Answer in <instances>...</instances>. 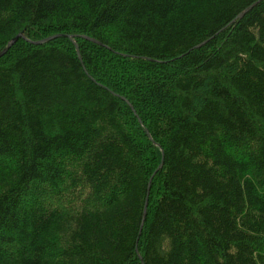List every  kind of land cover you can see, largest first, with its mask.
Segmentation results:
<instances>
[{
    "label": "trees",
    "instance_id": "obj_1",
    "mask_svg": "<svg viewBox=\"0 0 264 264\" xmlns=\"http://www.w3.org/2000/svg\"><path fill=\"white\" fill-rule=\"evenodd\" d=\"M19 34L0 264H264V0H0Z\"/></svg>",
    "mask_w": 264,
    "mask_h": 264
},
{
    "label": "water",
    "instance_id": "obj_2",
    "mask_svg": "<svg viewBox=\"0 0 264 264\" xmlns=\"http://www.w3.org/2000/svg\"><path fill=\"white\" fill-rule=\"evenodd\" d=\"M250 8H248L245 12H243L242 14H240V16L239 17H237L238 19L239 18H241L242 17V15L244 14V13H246L248 10H249ZM60 37H64V38H67V39H69V40H72V37L71 36H64V35H55V36H52V37H49V38H47V39H45V40H43V41H41V42H37V43H34V45H42V44H46V43H48V42H50V41H52V40H55V39H57V38H60ZM18 38H22V34H19L17 37H15V38H13L10 42H9V44H8V46L6 47V48H4L2 51H0V58H2L6 53H7V51L10 49V47L18 40ZM84 39H86V40H89V41H91V42H93V43H95V44H97L95 41H93L92 39H89V38H87V37H83ZM98 45H99V43H98ZM73 46H74V48H75V50H76V54H77V57L79 58V52H78V46H77V44L75 43V42H73ZM123 101H125L126 103H128L125 99H122ZM128 106L130 107V109L131 110H133V108L131 107V105L130 104H128ZM140 122V121H139ZM147 136H148V134H147ZM161 168V165L157 168L158 170ZM150 185V184H149ZM148 187H150V186H148ZM148 193H149V191L147 190V197H146V200H145V204H144V212H143V217H142V222H141V228H142V226H143V221H144V217H145V214H146V208H147V203H148Z\"/></svg>",
    "mask_w": 264,
    "mask_h": 264
},
{
    "label": "bare ground",
    "instance_id": "obj_3",
    "mask_svg": "<svg viewBox=\"0 0 264 264\" xmlns=\"http://www.w3.org/2000/svg\"><path fill=\"white\" fill-rule=\"evenodd\" d=\"M18 36V35H17ZM16 36V37H17ZM64 36H66V35H64ZM52 37V36H51ZM23 38H24V36H23V34H22V38H18V40L17 41H19V40H23ZM47 38H49V37H47ZM47 38H44V39H42V40H39V41H27L29 44H31V45H33V46H42V45H46V44H42V45H34V43H37V42H41V41H43V40H45V39H47ZM83 38V37H82ZM72 39H73V37H72ZM84 39V38H83ZM86 40V39H85ZM17 41L13 44V45H15L16 43H17ZM52 41H54V40H52ZM51 42V41H50ZM49 43V42H48ZM12 45V46H13ZM8 46V45H7ZM6 46V47H7ZM11 46V47H12ZM10 47V48H11ZM8 52V51H7ZM125 102V101H124ZM126 104H129V103H126ZM130 108V107H129ZM132 112H133V114H135V112H134V110H131ZM138 121H139V119H138ZM153 177V176H152ZM152 177L150 178V180H149V182H148V186H151V181H152ZM150 184V185H149ZM147 190L148 191H150V187H147ZM149 194V193H148ZM144 210V209H143ZM144 212V211H143Z\"/></svg>",
    "mask_w": 264,
    "mask_h": 264
}]
</instances>
